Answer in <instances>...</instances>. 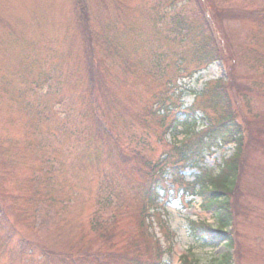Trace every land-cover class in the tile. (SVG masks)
<instances>
[{"label": "rangeland", "instance_id": "rangeland-1", "mask_svg": "<svg viewBox=\"0 0 264 264\" xmlns=\"http://www.w3.org/2000/svg\"><path fill=\"white\" fill-rule=\"evenodd\" d=\"M195 1L196 6L185 5L180 0H82L80 4L76 0H0V142L6 147L5 150L10 149L8 156L12 157L14 163L7 167L0 166V205L7 214V221L3 220L0 227V264H63L59 262V254L66 253L68 259L72 257L75 260L79 257L76 253L78 247L90 242L93 237V233L87 230L89 218L99 208L98 190L104 191L99 186L100 179L98 181L94 167L88 166L85 170L91 179L90 183L81 178L74 179L75 189L72 192L66 190L64 194L48 196L49 208L44 204L40 210L31 206L33 201L37 203L42 197L40 191H43V185L38 184H43L46 176H56L62 168L58 166L55 157L62 165L65 162L68 166L75 158V147H83L80 141L88 130H93L88 114V75L82 70L85 56H88L89 61L100 64V74L105 75L107 80L105 84L110 101L117 99L121 104L128 105L122 108L121 115L114 116L119 115L120 118H116L134 133L129 148L140 150V161L136 160V166L140 162V169L144 170L142 175L134 174L130 179L132 214H120L119 228L123 231L114 234L116 238L110 242L113 245L110 252H118L115 246L118 239L123 244L119 251L122 257L123 248L131 245V235L140 239L136 232L137 217L133 214L139 210L135 200L136 190L145 187L146 162H154L167 147L160 143L158 125L139 112L144 110L145 104L152 101L155 95L171 88L157 81V72L152 68L171 66L169 70H175L177 65H182L178 62L182 51H178L173 42L162 41V37L166 36L163 33L170 28L169 24L156 22L153 25L152 19L141 18L136 8H143L152 17H155L156 12L169 17L183 13L190 18L188 21H192L191 31L196 37L197 31L204 24L196 9L198 7L204 12L205 0ZM208 1L225 10L226 15L231 12V8L245 11L264 9V0ZM83 16L89 19H77ZM206 16L207 21L211 22L216 41H220V49L242 51L243 55L235 60L231 70L236 82L226 84L224 67L218 61L191 76L189 73L194 69L190 68L198 64L194 61L186 67L188 70L179 72V76L172 81L178 80L175 97H181L177 104L188 110L206 84L209 87L220 80L222 85H226L224 88L231 94L232 102L235 103L232 105L239 110V123L244 127L243 141L246 145L247 164L250 165L249 169L243 170L247 176L245 182L251 177L254 180L250 183L256 188L264 178V131L257 130L259 126H255L260 123L264 125V93L257 96L246 90L251 83H257L261 92L264 91V27L260 28L263 23L248 18L228 20L211 13ZM194 41L198 42V38H194ZM184 72L186 79L179 78ZM163 73L161 78H172V73ZM171 96L175 98L173 94ZM104 97L105 93L101 92L97 101L104 102ZM130 98L133 102L128 101ZM33 102L38 105L33 108L36 113L45 109L46 115H49L47 105L52 113L51 116H45L41 112V121L47 120V125L36 130L22 116L29 112L26 104ZM200 102L197 98L194 104ZM197 112L200 117L199 110ZM208 114L209 117L216 116L211 111ZM37 116L39 119L41 115ZM121 127L119 125V129ZM33 134H42L40 142H47L40 143L41 154L34 149H26L29 143L37 140ZM70 134H75L73 140ZM182 137L177 133L172 134L167 136V142L173 139L180 141ZM30 139L33 140L29 142ZM44 152L46 154H42ZM231 153L232 150H228L224 155L230 156ZM224 155L216 150L206 153V169L217 173L216 166ZM186 174L188 180H192L197 170H188ZM65 175L71 177L68 171ZM168 177L166 175L165 179L168 180ZM245 182L240 184L237 192V204L231 203L233 209L242 213L238 232L237 225L233 223L226 230L235 237V243L239 244L242 252L239 253V260L231 257L230 264L233 261L237 264H262L264 221L261 216L264 215V198H253L251 191L243 187ZM51 192L56 193L57 190ZM69 194V201H66L64 198H68ZM199 203L196 200L188 206L170 197L168 204H163L161 213L165 214V219L176 233L174 253L170 259L164 256L165 262L179 264V258L186 256L190 264H216L228 251L224 245L210 249L189 238L187 220L215 226L212 215L200 210ZM101 217L106 219V215ZM76 227L84 232H77ZM155 233V237L163 242L157 228ZM80 238L85 241L80 243ZM22 244H26L23 254L20 253ZM43 248L49 250L50 255L42 253L45 258L41 259ZM231 252L235 254L233 249ZM143 259L141 255L140 260ZM66 262L74 261L71 259ZM118 263L125 264L121 260ZM103 264H110V260L105 259Z\"/></svg>", "mask_w": 264, "mask_h": 264}, {"label": "trees", "instance_id": "trees-1", "mask_svg": "<svg viewBox=\"0 0 264 264\" xmlns=\"http://www.w3.org/2000/svg\"><path fill=\"white\" fill-rule=\"evenodd\" d=\"M76 1L80 4L82 0ZM180 2H184L185 5H197L195 0H180ZM203 6L206 8H204V12H210L213 16L218 18L220 17L228 20H244L245 18H248L257 23L262 22L263 24H260V28L264 27V9L245 11L231 8V12L226 11V15L224 12L225 10L219 9L208 0L203 1ZM182 9H184L183 6ZM196 10L199 18L204 23L200 30L197 31L196 37L193 36L191 31L192 21H188L190 18H188L187 15L180 13L174 17H168L165 14L157 16L158 21L169 24L170 26L169 30L166 33H163V35H166L171 40L167 39L166 36H163L162 41L166 43L171 41L175 44L173 45L178 51H182V56L178 59L179 64L182 65H177L175 70L170 71L169 68L171 66H162L161 69H157L156 67L152 68L157 72L155 74L156 77H158L157 81L164 82L166 79L165 76L161 78L163 71H165L163 73L164 75L172 73V78H176L179 72L188 70L186 67H189L190 63H193L194 61L198 63L193 67L196 70L218 61L221 62L224 67L226 84H233L236 82V77L231 70L234 67L235 60H238L239 56L243 55L242 51L239 50L234 52L231 48L230 51L228 48L226 51L224 48L220 49V41H216V38L213 35V30L206 20L204 12H202L203 10L201 11L198 7ZM136 12L141 14V18H147V13L143 11L142 8L137 7ZM122 14L125 15V12ZM77 19L87 20L89 18L83 16ZM196 30L197 28L195 31ZM172 35L173 37L171 38ZM185 37L191 41L188 42ZM194 38H198V42H195ZM186 58L187 60L190 59L187 61ZM84 61V68L82 70L85 71V75H88V77L86 76L89 93L88 114L89 117H91L93 130H88L86 136L80 141L83 147H75V158L70 161L68 166L65 165V162H63L62 165V162L55 157L58 166H62V168L56 176H46L45 182L43 184L42 182L41 184H38L43 185V191H40L42 197L37 203L33 201L31 206L38 209L41 204H44L49 208L50 204L48 196H54L59 193L64 194L66 190L72 192V190L75 189L73 186L74 179L81 178L90 183L91 179L85 170L88 166L94 167L98 173V181L101 179L99 186L101 183L106 182L108 188H110L106 191L105 185V187L103 186L104 191L98 190V200L100 199L98 202L99 208L96 209L91 219H89L88 224L89 227H91L88 232L94 233V237L89 240L90 242H86L81 247H78L76 253L79 257L77 259L74 260L72 257L68 259L69 255L64 253L57 256L60 259L59 262L63 264H78V262L80 264H88L90 262L93 264H103L105 259H109L114 260L116 264L118 260H121L124 263L126 261V264H139L141 251L143 249L141 242H143V240H135L131 238L136 242L134 244L130 243L131 245H128L127 248H123L121 253L122 257L117 252H110L113 246L110 242L112 239L116 238L114 234L123 231L122 228H119L118 220L120 214L122 213L124 216L132 214L130 212V179L132 178V175L140 173V162L139 166H136V160L138 159L140 161V150L129 148L134 133L131 132V128L127 129L126 124L120 122V120L116 118H120L119 115H116V117L114 116L115 114L121 115L122 108L128 105L126 103L121 104L117 99L110 101L111 97L108 96L105 84V81L107 80L105 75L100 74V64L97 65L93 63V60L89 61L88 56H85ZM171 63L173 62H170L169 64ZM169 82L170 80L166 84ZM251 84L252 85L249 89L246 90L249 91L251 95L254 93L255 95L257 94V96H260V94L264 93V91L261 92L257 83ZM224 86L226 85H222L220 80L215 82L212 86L208 87V85H206L205 89L197 94L194 99L195 101L199 98L201 100L200 104H194L188 111L190 112V115H185L182 122H174L172 120L173 111H171V109H174L172 107L174 99L171 95L174 94V92L168 93V91H165L164 93L155 95L152 98V101L145 104V107L143 108L144 110L139 112L147 119H151V122H155L158 125L160 133L157 134L159 137L162 131L169 130L170 125L173 123H175L174 132L183 135V139L180 142L173 144L174 147H172V152H174V154L177 155V158H179L178 162L181 163L182 168L190 167L198 169L199 174L194 176L193 183L186 184L188 192L190 193L189 195L199 197L202 200L201 209L211 212L217 223V227L212 228L201 222L188 221L187 225L189 233L193 240L199 243L203 241L202 243L203 245L206 244L205 246L209 244L210 246H218L223 242H226L227 247L235 251V254L229 252L224 254L216 264H230L231 257L239 260V253H242L240 252L239 244L235 243V237L232 234L231 240L227 239L229 234L226 233V230L227 228H231V225L236 224L238 232L239 218L242 213H240L238 209H233L231 203L237 204V201L235 202L237 192L240 188V184L244 183L245 178L247 177L244 175L245 171L243 170L249 169L250 166L247 164L246 145L243 141L245 136L243 132L244 127L239 123V110L232 105H235V103L232 102L231 94L228 92V89L224 88ZM37 90L39 91V89ZM101 92L105 93L106 97L103 98V101L107 104L97 101V97ZM131 97L133 98V96ZM41 98H38V100ZM128 101L133 102L131 98ZM116 103L117 105L115 107ZM28 106L30 108H28ZM34 107H38L35 102L26 104V109H29V112L22 116L25 118V121L29 123L31 128L36 130L37 128H42L47 125V120L41 121V117L43 116L41 112H43L45 116H51L52 113L51 108L48 105L46 108L49 115H46L47 111L45 109L36 113L33 111ZM194 109L200 111L202 114L201 118L195 116L192 111ZM208 111H211V113L216 116L209 117ZM36 114L41 115L39 119ZM30 115H34L36 119ZM202 122H205L207 127H203L204 129L199 131V124ZM119 125L122 126L121 129H119ZM255 126H259L257 130L264 131L263 124H255ZM178 128H181V130L178 131ZM73 135L75 134L69 135L72 140L74 138ZM41 136L42 134H33V137L38 141L35 140V142L32 143L31 140L33 139H30L29 142L31 143L27 145L26 149H34L38 154H41L42 148L40 147V143H47L40 142ZM43 139H45V136ZM219 145H232L233 152L230 157L222 160L221 165L218 166L217 173L204 169L205 166L199 167L198 165L199 163H202L204 154L209 152L211 148H216ZM5 148L6 147L0 142L1 167L11 166V163H13L12 157L8 156L10 149L5 150ZM42 154L46 153L44 152ZM6 155L8 156L7 159ZM115 165H127L128 168L121 171L117 168L118 166ZM108 168H110V170L106 173L105 170ZM67 171L70 172L71 175L69 178L65 175V172ZM46 172L47 171H45V174ZM183 178L184 177L182 176V179ZM250 178H248V181L245 182L246 185H243V187L245 186L251 191L254 195L253 198H264V178H262V184L258 185L256 188L253 183H250V181L254 179ZM182 179L180 180L182 181ZM115 189L116 191L113 193L112 191ZM52 190H57V192L52 193ZM69 197L70 194L68 198H64L63 196L66 201H69ZM101 215H106V219H102ZM135 216L137 217V214H135ZM5 217L6 212L0 205V224ZM261 218L264 221V215H262ZM79 240H81L80 243L85 241L82 238ZM116 241L117 244L115 246L118 248L119 252L123 244L119 243L118 239ZM25 246L26 244L21 245V254L26 250ZM42 253L49 254V250H45L44 248L41 249V257L45 258V255ZM143 254L146 258L147 252ZM71 259L74 261L73 263L66 262ZM261 262H264V258H261ZM110 264H112L111 261ZM182 264L189 263L183 261ZM232 264L237 263L233 261Z\"/></svg>", "mask_w": 264, "mask_h": 264}, {"label": "bare ground", "instance_id": "bare-ground-1", "mask_svg": "<svg viewBox=\"0 0 264 264\" xmlns=\"http://www.w3.org/2000/svg\"><path fill=\"white\" fill-rule=\"evenodd\" d=\"M67 65V64H66Z\"/></svg>", "mask_w": 264, "mask_h": 264}]
</instances>
